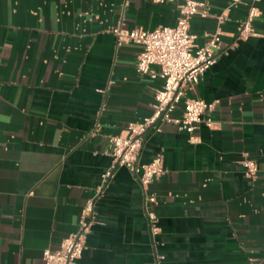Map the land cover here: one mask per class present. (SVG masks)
Returning <instances> with one entry per match:
<instances>
[{
	"label": "crops",
	"instance_id": "obj_1",
	"mask_svg": "<svg viewBox=\"0 0 264 264\" xmlns=\"http://www.w3.org/2000/svg\"><path fill=\"white\" fill-rule=\"evenodd\" d=\"M179 3L0 0V264H44L91 197L76 264H264V0H209L191 18L196 46L220 32L225 48L188 91L214 102L212 125L194 140L172 122L148 129L139 162L161 153L164 173L141 186L119 167L98 191L109 136L149 116L163 84L136 72L140 45L113 28L172 26ZM250 4L259 34L236 39ZM244 158L257 162L254 178Z\"/></svg>",
	"mask_w": 264,
	"mask_h": 264
},
{
	"label": "built area",
	"instance_id": "obj_2",
	"mask_svg": "<svg viewBox=\"0 0 264 264\" xmlns=\"http://www.w3.org/2000/svg\"><path fill=\"white\" fill-rule=\"evenodd\" d=\"M154 1L164 2L165 0ZM208 1L180 0L177 20L172 26L159 25L153 29H125L118 25L113 28V33L119 42H133L140 45L141 49L135 64L136 72L152 78L158 76L163 80V84L154 90L152 112L149 116L141 121L128 123L125 135L109 136L110 146L107 152L111 156V164L102 174L98 191L119 167L128 169L141 186H146L164 173L161 153L149 162H139L148 129L159 130L160 123L172 122L177 125L178 129L188 132L190 139L194 140L193 133L201 123L207 126L212 125L210 113L214 109V102H207L188 94L206 70L217 61L218 56L225 51L220 32L210 34L201 45L194 44L195 35L190 32V20L195 15L205 16L207 14L205 4ZM238 1L232 0L233 3ZM257 15V7L250 4L236 39H246L259 34L252 25ZM218 18L223 21L226 15L221 14ZM152 65L159 66V70L151 69ZM178 108L181 111L180 115L176 116L174 112ZM241 162L245 168V174L254 178L258 171L257 162L249 158H244ZM155 200V196L146 195L144 201L145 215L153 240L160 232L159 217L149 207V204ZM93 208L94 197H91L86 200L82 208L77 230L65 237L58 249L46 248L43 251L44 264H76L90 232Z\"/></svg>",
	"mask_w": 264,
	"mask_h": 264
}]
</instances>
